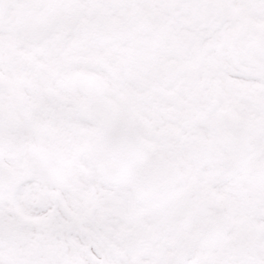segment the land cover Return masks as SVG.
I'll use <instances>...</instances> for the list:
<instances>
[{"label":"snow or ice","instance_id":"snow-or-ice-1","mask_svg":"<svg viewBox=\"0 0 264 264\" xmlns=\"http://www.w3.org/2000/svg\"><path fill=\"white\" fill-rule=\"evenodd\" d=\"M0 264H264V0H0Z\"/></svg>","mask_w":264,"mask_h":264}]
</instances>
